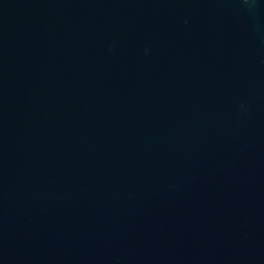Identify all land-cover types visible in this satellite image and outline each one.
Returning a JSON list of instances; mask_svg holds the SVG:
<instances>
[{
    "label": "water",
    "instance_id": "95a60500",
    "mask_svg": "<svg viewBox=\"0 0 264 264\" xmlns=\"http://www.w3.org/2000/svg\"><path fill=\"white\" fill-rule=\"evenodd\" d=\"M0 264H264V0H0Z\"/></svg>",
    "mask_w": 264,
    "mask_h": 264
}]
</instances>
